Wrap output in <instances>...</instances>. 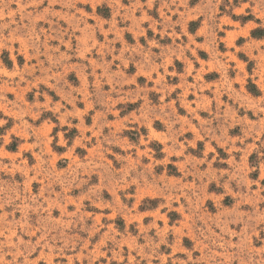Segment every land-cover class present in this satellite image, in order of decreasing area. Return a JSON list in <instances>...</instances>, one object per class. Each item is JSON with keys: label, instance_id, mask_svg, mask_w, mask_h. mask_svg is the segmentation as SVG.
<instances>
[{"label": "rangeland", "instance_id": "rangeland-1", "mask_svg": "<svg viewBox=\"0 0 264 264\" xmlns=\"http://www.w3.org/2000/svg\"><path fill=\"white\" fill-rule=\"evenodd\" d=\"M255 30L264 0H0V264H264Z\"/></svg>", "mask_w": 264, "mask_h": 264}, {"label": "trees", "instance_id": "trees-1", "mask_svg": "<svg viewBox=\"0 0 264 264\" xmlns=\"http://www.w3.org/2000/svg\"><path fill=\"white\" fill-rule=\"evenodd\" d=\"M264 35V31H259V30H255V31H253L252 32V36L254 37V38H260L261 36H263ZM253 88H255L254 86H253ZM252 90H254V89H252ZM256 90V89H255ZM253 92V91H252Z\"/></svg>", "mask_w": 264, "mask_h": 264}]
</instances>
